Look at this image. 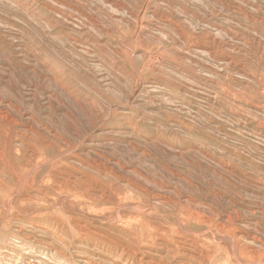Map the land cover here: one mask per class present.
Wrapping results in <instances>:
<instances>
[{"label": "rangeland", "instance_id": "374dc122", "mask_svg": "<svg viewBox=\"0 0 264 264\" xmlns=\"http://www.w3.org/2000/svg\"><path fill=\"white\" fill-rule=\"evenodd\" d=\"M0 117V264H264V0H0Z\"/></svg>", "mask_w": 264, "mask_h": 264}, {"label": "bare ground", "instance_id": "6f19581e", "mask_svg": "<svg viewBox=\"0 0 264 264\" xmlns=\"http://www.w3.org/2000/svg\"><path fill=\"white\" fill-rule=\"evenodd\" d=\"M206 47V46H205ZM6 117V116H5ZM1 118V117H0ZM14 122V121H13ZM1 124V123H0ZM3 126V125H2ZM21 133V132H20ZM25 133V132H24ZM4 134V133H3ZM23 134V133H22ZM21 136V135H20ZM24 136V135H23ZM27 136V135H26ZM4 137V136H3ZM19 137V136H18ZM46 146V145H45ZM31 148V147H30ZM6 149V148H5ZM65 149V148H64ZM68 150V149H67ZM50 160V159H49ZM49 162V161H48ZM65 163V162H64ZM68 164V163H67ZM91 166V165H90ZM73 167V166H72ZM85 167V166H84ZM64 171V170H63ZM30 176V175H29ZM106 176V175H105ZM50 176H48L49 178ZM49 180V179H48ZM69 180V179H68ZM50 181V180H49ZM84 181V180H82ZM88 181V180H87ZM15 184V183H14ZM77 185V184H76ZM84 186V185H83ZM88 186V185H87ZM96 186V185H95ZM24 187V186H23ZM81 188V187H80ZM106 190V189H105ZM146 191V190H145ZM106 192V191H105ZM85 194V193H84ZM102 197V196H101ZM105 197V196H104ZM164 197V196H163ZM108 198V197H107ZM110 202V201H109ZM159 202V201H158ZM52 203V202H51ZM113 203V202H112ZM9 204V203H8ZM156 207V206H155ZM9 208V207H8ZM116 208V207H115ZM13 209V208H12ZM140 210V209H139ZM145 210V209H144ZM145 212V211H144ZM117 214V213H116ZM121 218V217H120ZM117 220V219H116ZM43 222V221H42ZM86 224V223H85ZM89 227V226H88ZM219 232V231H218ZM195 235V234H194ZM197 235V234H196ZM64 237V236H63ZM65 239V238H64ZM66 240V239H65ZM67 241V240H66ZM219 243V242H218ZM125 247V246H124ZM4 256V255H3ZM43 257V256H42ZM236 258V257H235ZM64 261V260H63ZM200 262V261H199ZM238 262V261H237ZM20 263V262H19ZM62 263V262H61ZM45 264V263H44ZM63 264V263H62ZM66 264V263H64ZM70 264V263H69Z\"/></svg>", "mask_w": 264, "mask_h": 264}]
</instances>
